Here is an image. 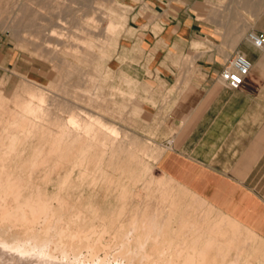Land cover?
<instances>
[{"label":"rangeland","instance_id":"1","mask_svg":"<svg viewBox=\"0 0 264 264\" xmlns=\"http://www.w3.org/2000/svg\"><path fill=\"white\" fill-rule=\"evenodd\" d=\"M258 1L204 0L202 6L205 20L219 23L220 19L222 21V24H219L220 31H224L226 27L236 26V24H226L228 16L245 17L248 20L251 19L247 26L250 27L256 21H264V9H261L256 17L253 16L256 13ZM213 7H220L222 16L213 17ZM23 9L26 10L23 11ZM111 9L119 14V16H114V19L122 24L115 34L107 30ZM24 13L25 16H23ZM58 17L63 18L64 25L61 26ZM142 19H152L148 0H46V2L0 0V92L8 98L15 94L22 98H29L26 87L22 85L23 82H26L33 88H39L44 92L46 101L43 105L50 111L57 112L64 119H69L71 108L81 120L86 119V113L95 114L118 131L114 136L116 145L119 147L122 145L124 151H127V148L135 147L136 156L134 158H126L124 155L127 152H122L121 149L112 156L111 165L106 166L107 171L111 174L112 184L106 185L102 180H97L96 183L84 180L80 183L76 179L78 175V169H76L71 177L74 180L71 179L72 185L59 189V182L65 174L64 169L59 168L58 171L51 172L50 180L43 179L44 171L42 170L35 174V184L45 189L48 194L52 195L61 191L60 195L65 198L67 204L84 210L82 211L86 217L84 226L88 227L92 222L97 223L96 225L104 222L108 224L111 219L117 218L122 210V217L137 216L141 218L139 230L147 232L148 226L153 222L158 227H153L152 233L159 232V224L163 221V216L155 218L151 210L143 212L145 196L148 192L147 183L159 179L178 205V210L173 215L168 230L169 236H175L183 211L189 205L194 206L193 196L198 194L184 188L173 178L163 175L156 166L164 145L160 139V128L167 104H158L153 99L154 96L158 98L159 91L144 77L143 63L133 58L137 51H130L131 55H129V50H126L124 46L126 41L123 39L128 34L127 27L132 25L133 21ZM26 25L32 26L27 28ZM51 25H55L56 29L64 33L63 38L58 39L54 36L50 37V41L49 38L44 37V33ZM36 26L38 27L36 28ZM81 26H84V30L80 29ZM22 27L25 31L22 30ZM32 33L38 36L31 35ZM69 35H73L74 38ZM90 35L95 37L94 41L97 43V47L105 50L106 55H102L98 50L89 51L87 49L84 41L88 40ZM46 39L50 42H45ZM205 39L200 38L202 41ZM58 40L65 42L66 46L57 44ZM63 59L72 63L73 66L69 67L64 61L61 62ZM128 78L131 80L129 84L126 81ZM53 101H56V104L65 102L68 108L58 110ZM137 104L141 105L142 112L133 111L134 105ZM13 108L12 100L2 104L0 120L7 118L9 110ZM26 142L27 144L25 143L21 149L24 156H27L33 146L39 143L38 135H33ZM139 144L146 148V153L142 154L136 149ZM152 148L158 149L157 156H154L156 151ZM139 161L146 164L148 169L142 170L143 167L138 164ZM151 189L154 190L153 187ZM124 190H127V196L122 198L121 194ZM207 203L212 206V211L207 216L210 221H213L218 217L219 212H223L208 201ZM51 205L57 207V201L52 200ZM136 210L138 211L136 212ZM67 215L68 212H65L64 216ZM125 224L124 232L130 229V219H127ZM110 229L111 232L115 231L114 227H110ZM224 229L228 233L239 235L240 241L246 237L243 227L238 229L225 227ZM253 237L252 244L247 247L246 253H249V248L250 253L251 248L264 252V238L257 234H254ZM49 246L48 249L57 256V259L64 256L61 249L56 248L53 244ZM151 247L152 238L146 245V248ZM124 249L127 251L122 252L121 250ZM86 250V248H82L79 252L80 255L78 253L76 256L77 258L81 256V259L77 260L81 261L78 262L79 264H148L146 256L139 253L135 249V245L123 248L121 244H113L107 249L109 252L99 250L97 252L99 259L94 257L93 260ZM234 253L235 251L232 250L226 261L233 259ZM59 254L61 256L58 258ZM70 255L69 257L65 254L67 258L64 256L59 259L60 263L70 264L69 260L73 258V255ZM66 259L68 260L66 261ZM2 260H4L1 261L2 264L9 263L7 259ZM216 263H219V260ZM255 263L259 264L258 260ZM32 264H37V262Z\"/></svg>","mask_w":264,"mask_h":264},{"label":"bare ground","instance_id":"2","mask_svg":"<svg viewBox=\"0 0 264 264\" xmlns=\"http://www.w3.org/2000/svg\"><path fill=\"white\" fill-rule=\"evenodd\" d=\"M39 1L46 2V0ZM256 8L254 17L261 9H264V0H259ZM110 13L107 30L115 34L122 24L114 19V16H119L116 11L111 9ZM23 16H21L22 19ZM58 18L61 26L64 25L63 18ZM231 20L247 28L251 19L231 17ZM26 26L28 28L32 25ZM80 29L84 30V26ZM31 35L38 36L33 33ZM63 35L64 33L56 29L55 25H51L44 33V37L49 40L54 36L58 39L63 38ZM69 36L74 38L73 35ZM47 39L45 42L49 43L51 40L47 41ZM94 39L95 37L90 35V38L84 41L87 49L98 50L102 55H106V51L98 48ZM57 44L66 46L63 41ZM53 50L55 51L54 48ZM63 61L69 67L73 66L65 59L61 62ZM126 81L128 84L131 82L129 78ZM22 85L26 87L29 98H22L16 94L8 98L0 92V107L10 100L14 103V108L9 110L8 117L0 120V264L4 261L2 259H7L9 262L7 264H32L33 262L61 264L59 259L65 254L66 256L72 254L73 258L69 260V263L77 264L81 256L78 258L76 256L82 248L87 249L93 260L94 257H99H97L99 250L106 252L113 244H121L123 248L135 245V249L146 256L148 264H256V260L259 264H264V252H260L261 250L251 248L250 253L249 248V253H246L256 233L225 213L219 212L218 217L210 221L207 215L212 211V206L199 195L193 196L194 206L189 205L183 211L175 236H169L170 221L177 212L178 205L159 179L147 183L148 192L146 191L144 211L142 210L143 212L151 210L155 218L163 216V221L159 224V232L152 233L153 227L157 226L153 222L148 226L147 232L139 230L141 218L122 217V210L117 218L109 221V225L105 222L99 225L92 222L90 226H84L86 222L82 212L84 210L67 204L65 198L60 195L61 191L52 195L48 194L45 189L35 184V174L42 170L44 171L43 179L50 180L51 172L58 171L59 168L64 169L65 174L59 182V189L72 185L71 177L76 169H78L76 179L80 183L84 180L91 183L102 180L106 185L112 184L111 174L106 169L107 165H111L112 156L121 149L122 152H127L124 155L126 158H134L135 147L124 151L122 145L120 147L116 145L114 136L118 131L97 115L86 113V119L81 120L71 108L69 119H64L57 112L44 107L46 97L41 89L33 88L26 82ZM53 103L56 104V101ZM65 107L68 108L65 102L55 105L58 110ZM33 135H38L39 143L33 146L27 156H24L21 152L22 146L27 144L26 141ZM136 149L142 154L146 153V148L142 144H139ZM138 164L143 167L142 170L148 169V166L141 161ZM152 187L154 190L151 189ZM126 196L127 190H124L121 197ZM54 199L57 201V207L51 205ZM65 212H68L67 216H64ZM127 219H130L131 226L124 232ZM110 227H114L115 231L111 232ZM225 227L232 229L243 227L246 237L240 241L239 235L228 233ZM107 236L110 238L107 239ZM151 238L152 247L146 248ZM51 244L61 249L64 254L59 253L64 256L59 254L58 258L59 256L61 258L57 259V256L48 249ZM52 250L54 252V249ZM232 250L235 251V258L226 261ZM218 260L219 263H216Z\"/></svg>","mask_w":264,"mask_h":264},{"label":"crops","instance_id":"3","mask_svg":"<svg viewBox=\"0 0 264 264\" xmlns=\"http://www.w3.org/2000/svg\"><path fill=\"white\" fill-rule=\"evenodd\" d=\"M203 2L148 0L152 19L133 21L124 46L159 91L153 99L167 104L158 170L264 238V43L246 38L250 30L264 38V21L246 28L228 16L236 26L220 31ZM220 11L213 7V17ZM235 51L251 70L233 89L219 74Z\"/></svg>","mask_w":264,"mask_h":264},{"label":"built area","instance_id":"4","mask_svg":"<svg viewBox=\"0 0 264 264\" xmlns=\"http://www.w3.org/2000/svg\"><path fill=\"white\" fill-rule=\"evenodd\" d=\"M246 38L258 48L263 46L264 38L254 30L247 32ZM251 70V62L241 51H235L227 60L219 74L220 81L229 88H238L244 84Z\"/></svg>","mask_w":264,"mask_h":264}]
</instances>
